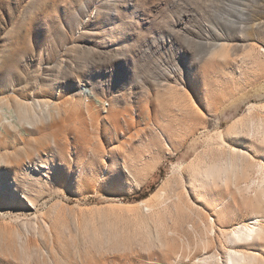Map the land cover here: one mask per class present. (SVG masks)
I'll return each mask as SVG.
<instances>
[{
  "label": "rangeland",
  "instance_id": "obj_1",
  "mask_svg": "<svg viewBox=\"0 0 264 264\" xmlns=\"http://www.w3.org/2000/svg\"><path fill=\"white\" fill-rule=\"evenodd\" d=\"M20 94L69 117L0 146L13 164L0 163V264H196L225 257L220 230L262 215L232 186L202 185L204 201L193 177L221 154L219 134L264 159L251 135L264 124V0H0V100ZM19 151L33 162L17 168ZM156 194L154 211L173 215L171 254L143 246L136 204ZM206 216L215 234L201 251Z\"/></svg>",
  "mask_w": 264,
  "mask_h": 264
},
{
  "label": "bare ground",
  "instance_id": "obj_2",
  "mask_svg": "<svg viewBox=\"0 0 264 264\" xmlns=\"http://www.w3.org/2000/svg\"><path fill=\"white\" fill-rule=\"evenodd\" d=\"M20 95H13L7 99L0 100V146L6 143L7 139L5 138L11 135V130L19 131L20 128H24L25 130L34 129L36 131H39L45 127H55L60 129L64 127L65 122L69 117L67 111L57 104H51V102L49 101L34 103L28 101V99H25V97H28V95ZM80 96L82 98V101H85L86 98L94 97L91 91L88 90L86 87L80 88ZM230 129L231 130L229 132V139L233 144H235L240 140L238 128L236 125H234ZM245 132L247 137H249L251 134L250 128L249 130L247 129ZM252 132V137H255L260 143V152H262V154L260 155L264 157V124H258L257 127L255 125V127H252ZM19 141L23 142L24 139L21 137L19 138ZM53 144L57 145L55 141H53ZM214 144L221 154L214 158H211L210 156L207 157L205 162L200 166V168L198 167V175L197 177H193V180L198 182L196 189L193 188L194 195L199 198L201 197L204 199V201H206L202 185L207 186L208 189L211 188V190L213 187L219 185L222 186L225 191H229L232 186L238 192L239 197L241 199L240 201L243 202L244 206L250 207L251 204H253L255 205L256 209L258 208V211L260 210L259 212L262 215L259 214V217L256 216L257 218H253V222L251 223H247L243 220L241 222L239 221V223H237L234 227L232 226L233 228L230 231H228V229L224 227L225 229L220 231L222 235H226L225 243L228 247L224 255L225 257H218V254H209L208 252L209 255L207 254L203 258L199 257L196 261V264H264V159L259 162L258 159H255L249 154L247 149L241 152L235 146L228 144L221 134L216 137ZM226 148L227 150L225 151L224 149ZM37 155L39 156V154ZM14 157L17 158L18 161V163H16L17 168L25 160H27L29 163H32L34 160L33 154L26 151L16 152ZM8 158L9 156L6 151L1 153L0 163L2 162L5 165L9 166L10 169H12L13 164L11 161H9ZM39 159V166L42 168H48L49 164L47 163V161H43L40 156ZM251 173L252 176L255 175V177H251ZM240 180L244 182L243 186L241 185L242 183ZM251 191H253L254 194L249 196V193ZM157 196L158 194L152 196V199H150V197L142 203L136 204L138 207L141 206L143 209L145 208L147 214V216L145 217L146 219L141 220L139 224L142 230L146 232L143 246L145 250L152 251V249L154 248H159L161 249V251L163 250V252L171 254L173 253L172 247L168 244V242H166V240L167 236L170 237V235H174L176 232L170 230L168 228L169 225L167 227L168 222H173V215H171L167 206H160V208L154 211L156 207L154 205V200L157 198ZM211 198L213 199V197ZM26 199V203L30 208L37 206L36 200L34 198L29 197V195H26ZM231 201L234 203V200ZM175 204L179 205L181 209H187L186 204L181 202L178 196H176ZM124 206L128 207V205L126 204ZM27 212L29 213L28 215H32L30 213L31 210H28ZM182 212L184 214V211ZM206 219L207 225L203 224V220H200L202 222V227L204 230H202V232L205 233V237H201L198 241L201 251H206L211 247L212 242L209 239L211 237L208 238V236L212 233L215 234V231L213 230L214 225L212 219L207 216ZM25 221H34V223L31 224V228L33 229V232L37 233L40 231V228L42 230V228L46 226L45 222L39 223L37 219H25ZM151 225H153L155 229V234H150V232L148 231ZM180 240L181 239H179V242ZM194 258H196V256Z\"/></svg>",
  "mask_w": 264,
  "mask_h": 264
}]
</instances>
